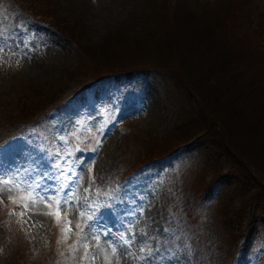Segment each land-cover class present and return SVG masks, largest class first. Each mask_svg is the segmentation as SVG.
<instances>
[{
  "label": "rangeland",
  "instance_id": "374dc122",
  "mask_svg": "<svg viewBox=\"0 0 264 264\" xmlns=\"http://www.w3.org/2000/svg\"><path fill=\"white\" fill-rule=\"evenodd\" d=\"M23 1L33 2L0 0V178L10 181L0 185V264H236V252L229 255L235 240L245 254L239 264H264V192L251 190L252 168L238 172L230 163L240 160L221 156L222 137L198 124L197 108L201 99H214L209 88H199L216 66L206 54L208 45L216 48L210 36L224 20L240 27L247 14L249 25L259 26L264 0H251L243 18L226 16L240 0H53V23L60 19L64 31L40 21ZM148 4L156 8L147 11ZM141 31L159 32L177 63L172 67L189 61L198 70L179 81L169 79L168 69L153 70L133 47ZM106 57L116 62L103 64ZM135 63L155 75L92 85L73 98L74 107L38 127L20 119L18 98L33 110L29 117L42 116L97 70L102 74L100 67ZM179 127L173 135L185 147L129 173L137 160L157 154L147 138ZM206 189L214 193L208 210L198 199ZM57 208L59 223L47 214ZM191 210L195 224L187 219ZM65 224L71 230L63 240ZM81 242L88 259L81 260Z\"/></svg>",
  "mask_w": 264,
  "mask_h": 264
},
{
  "label": "trees",
  "instance_id": "16d2710c",
  "mask_svg": "<svg viewBox=\"0 0 264 264\" xmlns=\"http://www.w3.org/2000/svg\"><path fill=\"white\" fill-rule=\"evenodd\" d=\"M37 1H40L39 4ZM240 1H242L241 4L230 3L233 7L229 9L226 16L232 18L237 15L243 18L241 12L250 13L249 3L251 0ZM23 2L26 4L24 7L27 10H32L36 15L40 16V18L36 16L40 21H46L51 27H55L58 31H64L66 28V24L60 19H56L57 25L53 23V19H55L53 12L55 3L53 0ZM27 4L31 5L27 6ZM145 8H147V11L149 9L154 10L156 5L153 6V4H148L144 6V9ZM159 14L161 15L160 12ZM247 19L248 14L246 21L239 25L240 27L246 25L247 28L245 29L234 26L233 24L224 25V20L222 24L216 28V35L210 36L216 48H214L213 44L208 45L206 54L207 57L211 59L212 64L216 66L211 69V77L208 80L202 81L199 88L202 86L203 88H209L213 93L214 99L210 103H206L202 99L201 103L198 101L197 108L199 109V113H201L200 117L203 118L202 123L198 124H201L204 128L206 123H208L209 127L206 126V129H215L217 131V136L222 137V145L218 147L222 149V151L214 148L217 151L216 153L221 151V156L223 158L240 160V163L231 162L230 165L232 168L236 166L238 172L242 173H248L249 168H252L255 177L252 179L254 185L251 190L259 193V191L264 192V19L259 26L254 27H252L251 24L249 25ZM155 33L159 34L157 31H155ZM155 33L151 31H141L136 35V47H133L141 50V60L148 57L145 62L151 64L153 70L158 69L159 72L165 69L170 70L169 79L173 81L187 79L191 76L190 72L194 73L198 70V68H196V66H198L197 63L189 61H187V65H183L187 67H172L177 65V63L174 62L172 55L164 50L165 39L161 36H156ZM115 39L117 40L118 38L115 37ZM104 42L107 43L106 41ZM116 44L117 46H121V43L118 41L114 45ZM103 54L104 53L101 55ZM207 57H202L201 54L199 55V58L205 59ZM91 60L96 61L97 59L94 56ZM101 62L103 64L112 65L116 61L106 57V59L101 60ZM137 63L129 64L123 68H111V66L100 67V69H103L102 74H100L98 70L93 75L90 74L92 76L86 82L76 85L72 91L64 94L57 103H51V105L48 106L49 111L42 116L39 114L36 117H29L33 113V110L25 107L23 101H20L22 98H18L17 105L20 106V103H22L19 113L20 119H24L23 121L28 123L30 127H38L44 122L46 116L52 113L57 114L65 107L67 109L73 107V98L82 90L89 89L92 85L110 79H115L117 83H122L127 81L130 82L135 77L134 80L139 79V76L155 75L153 70L141 68ZM159 72L158 76L160 78H166L165 74L159 75ZM172 119L173 116L169 119V122L172 121ZM61 129L64 130L63 126H61ZM181 129V127L173 128L171 131H165V133L158 138H147L148 143L152 144L150 147V149H152L151 151H155L157 154L141 163L137 160L128 168L131 170L129 173L139 169V166L143 167L145 164H153L158 160L171 158L173 156L172 154L178 150V147H185L186 144L178 145L173 135L174 130L180 131ZM213 141L214 139L211 138L210 144H212V147H216L219 141L217 143H213ZM136 165L138 167L132 170ZM126 171L127 170L124 172L126 173ZM233 173L234 172H231L230 174ZM227 176L229 175L224 174L221 177L225 178ZM213 197L214 193L212 192L209 194V191L206 189L202 192V196L198 198L200 201L198 202L208 210V208H212L214 205ZM240 197L239 193V198ZM244 197L245 196L242 194L241 202L238 204L240 208L244 206ZM228 200L230 199L226 198V201ZM226 201H220L217 207L222 206ZM232 208L234 215H237L236 210L238 207H228V212H231ZM222 212V209H220L219 214L221 218ZM187 219L192 224H195L192 210L188 214ZM222 222L223 225H225L226 221L222 219ZM237 241L238 240H235L234 242L233 253L229 255L233 258L234 252H236L233 262L239 264L245 254H242L240 245L237 244ZM24 264L32 263L25 261Z\"/></svg>",
  "mask_w": 264,
  "mask_h": 264
},
{
  "label": "snow or ice",
  "instance_id": "6c2138e0",
  "mask_svg": "<svg viewBox=\"0 0 264 264\" xmlns=\"http://www.w3.org/2000/svg\"><path fill=\"white\" fill-rule=\"evenodd\" d=\"M0 50H2V49H0ZM9 183H10V181H9V179H7V178H0V185H3V186H7V185H9ZM16 187L17 188H19V185H16ZM9 192H11L12 191V189H7ZM4 191V189L3 188H0V194H2V192ZM28 195H29V197H31V192H29L28 193ZM44 198L43 197H41V200H43ZM14 203H15V201H13ZM33 202H35V199L33 198ZM54 204L56 205V206H59V204H60V201L57 199V200H55L54 201ZM69 204V201H65V205L67 206ZM49 207H52V205H48ZM25 207H27V206H25ZM65 217L67 216V207H65ZM47 214H50V215H54L55 217H56V219H57V223H59V210H58V208H57V211L56 212H50V213H47ZM81 216H83L84 214L83 213H81L80 214ZM76 228L79 230V231H83L82 230V228H81V225L78 223L77 225H76ZM92 228H93V230L95 229V225H93L92 226ZM71 229H70V227H69V225L68 224H65L63 227H62V229H61V232H62V238H63V240H66L67 239V233H68V231H70ZM105 235H107V230L105 231ZM94 239H96L97 241L100 239V237L98 236V235H96V236H94L93 237ZM62 242V241H61ZM80 248L81 249H84V254L81 256V260H84V259H88L89 257H88V253H87V249H88V244L87 243H85V242H81L80 243ZM110 246H111V244H110ZM71 250L72 251H76L77 249H76V245L74 244V245H72L71 246ZM115 251H116V249L115 248H112V252L113 253H115ZM94 259V258H93ZM105 259H107V257L105 258ZM108 264H111V262L110 261H108Z\"/></svg>",
  "mask_w": 264,
  "mask_h": 264
}]
</instances>
